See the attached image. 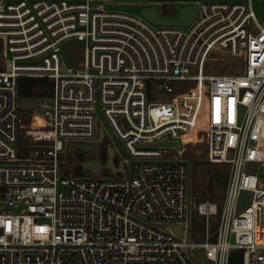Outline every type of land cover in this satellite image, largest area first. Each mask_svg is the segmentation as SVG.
I'll list each match as a JSON object with an SVG mask.
<instances>
[{
  "label": "built area",
  "instance_id": "obj_1",
  "mask_svg": "<svg viewBox=\"0 0 264 264\" xmlns=\"http://www.w3.org/2000/svg\"><path fill=\"white\" fill-rule=\"evenodd\" d=\"M172 1L195 8L187 25L104 0H0V264H264L261 0ZM212 55L240 68L209 74ZM19 78L51 85L26 126ZM70 144L109 147L122 171H65ZM188 144L225 168L218 201L190 196Z\"/></svg>",
  "mask_w": 264,
  "mask_h": 264
},
{
  "label": "rangeland",
  "instance_id": "obj_2",
  "mask_svg": "<svg viewBox=\"0 0 264 264\" xmlns=\"http://www.w3.org/2000/svg\"><path fill=\"white\" fill-rule=\"evenodd\" d=\"M105 8L115 11H124L131 14H138L144 7L153 8L156 12V16L161 20H175L180 8L185 4L176 1L166 0H104ZM254 14L258 20L263 18L264 15V0L256 2L253 7ZM74 56L81 54V45L78 43H71ZM212 60L206 63L207 73L209 74H234L236 69L240 68V62L237 59L227 56L212 55ZM18 106L20 107L21 123L26 126L30 123V118L33 115V111L36 109L39 101L38 98H24L18 97ZM95 120L104 130L107 138L112 142V145L118 149V154L121 157L127 158L122 144L111 136V131L106 122L102 118L99 111H96ZM188 144L186 152L183 154V159L187 163L189 168V184L188 190L191 197H194L197 201H218L222 195L224 184L219 185L215 181L214 175L216 172L225 173V168L221 165L209 164L204 160V152L201 147ZM92 155L90 153L84 154L83 158H76L77 161L90 159ZM101 161L104 158L101 157ZM253 167L250 165L249 168ZM107 171L103 169L100 175H105ZM249 195L247 193H241L240 205L248 204Z\"/></svg>",
  "mask_w": 264,
  "mask_h": 264
},
{
  "label": "water",
  "instance_id": "obj_3",
  "mask_svg": "<svg viewBox=\"0 0 264 264\" xmlns=\"http://www.w3.org/2000/svg\"><path fill=\"white\" fill-rule=\"evenodd\" d=\"M140 15L144 17L149 22L156 24V25H178V26H184L187 25L194 17L195 15V8L193 6H187L182 7L178 11L177 19L175 20H159L156 17V12L153 8L150 7H144L140 10ZM102 141V134L98 133V142L100 143ZM176 143H167L165 141L156 143L153 145L155 148L159 147H176ZM98 144L93 145H74L70 144L67 146V155L70 159L69 166L63 165L62 168L71 173L73 171V168L75 167V159L73 153L76 151H80L83 153L91 152L93 153V159L91 161H85L80 164V168L86 171H89L92 174H97L100 169H108L111 173H117L121 172L122 168L121 165L118 164L116 167H114L113 161H112V151L108 147L107 151V160L106 162L101 165L100 162L97 159L96 156V150H97Z\"/></svg>",
  "mask_w": 264,
  "mask_h": 264
},
{
  "label": "trees",
  "instance_id": "obj_4",
  "mask_svg": "<svg viewBox=\"0 0 264 264\" xmlns=\"http://www.w3.org/2000/svg\"><path fill=\"white\" fill-rule=\"evenodd\" d=\"M1 69V66H0ZM51 85L48 80L45 79H28V78H19L17 80V94L18 97L39 99L44 98L50 95ZM80 174V172H79ZM214 179L218 182L219 185H223L225 182V173L216 172ZM224 186V185H223ZM191 231H200L201 228L199 223L192 219L190 223ZM240 251H232L228 257V264H240Z\"/></svg>",
  "mask_w": 264,
  "mask_h": 264
},
{
  "label": "flooded vegetation",
  "instance_id": "obj_5",
  "mask_svg": "<svg viewBox=\"0 0 264 264\" xmlns=\"http://www.w3.org/2000/svg\"><path fill=\"white\" fill-rule=\"evenodd\" d=\"M107 147H97V150H96V155H97V159L98 161L101 163V165H103L106 160H107V154H108V151H107ZM84 154L86 153H80V152H77V153H74V159H75V167H74V171L75 172H78L80 170V164L85 162V161H91L93 159V153H90L92 155V158L90 159H85V160H81V161H77L76 158H83ZM101 157L104 158V161H101Z\"/></svg>",
  "mask_w": 264,
  "mask_h": 264
},
{
  "label": "bare ground",
  "instance_id": "obj_6",
  "mask_svg": "<svg viewBox=\"0 0 264 264\" xmlns=\"http://www.w3.org/2000/svg\"><path fill=\"white\" fill-rule=\"evenodd\" d=\"M43 125L42 121L40 119H36V126L41 127Z\"/></svg>",
  "mask_w": 264,
  "mask_h": 264
}]
</instances>
